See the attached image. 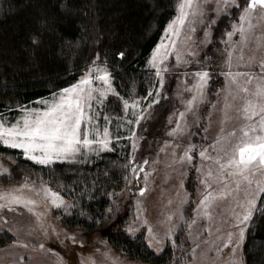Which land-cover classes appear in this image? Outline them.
Wrapping results in <instances>:
<instances>
[{
  "label": "snow or ice",
  "instance_id": "snow-or-ice-1",
  "mask_svg": "<svg viewBox=\"0 0 264 264\" xmlns=\"http://www.w3.org/2000/svg\"><path fill=\"white\" fill-rule=\"evenodd\" d=\"M230 9L238 13L239 22L233 21L230 25L231 30L225 31L224 38H222V43L225 45L222 65L225 69L222 73L225 78V87L220 91L226 94L221 108L223 116L220 131L207 147L189 142L181 149L176 138L188 130L186 113L195 115L198 105L205 102L206 88L211 78L208 69L201 61L195 59L197 53L190 45L195 43L198 27L203 28L201 42H207L221 14L231 18ZM261 22H264V0H177L175 14L165 25L147 58V66L154 71L159 84L151 101H148V97H121L114 87V77L108 67L107 59L101 60L97 53L81 70V74L74 82L50 93L48 97L38 98L37 103L41 107L17 105L21 114L11 119L0 112V146L5 149L20 150L25 158L36 164L51 165L56 161L75 160L77 156L86 157L89 153L98 155L103 150H114L111 148L113 140L121 139L118 134L119 128L127 125L128 138L132 141V160L134 161L138 148L137 140L140 138L137 137L133 126H140L142 120L146 121L151 117L149 110L159 102L165 76L175 71L174 68L169 67L170 58H174L176 65L185 66L184 90L190 93V96L182 101L185 105L184 110L174 113L175 126L168 133L174 139L165 141L161 151L171 147L173 163L191 167L197 173V180L204 188L202 192L197 191L196 195L199 199L195 207L190 209L195 215L191 217L184 215L183 205L188 202L191 195L185 189V196L180 199L177 211L170 212L165 217L166 229L163 239L154 232L151 226H148L147 231L152 237L148 243L152 245L155 242L158 246L168 239L175 245L174 233L181 229L182 224L183 228L188 229V237L192 238L190 259L195 260L201 242L193 238L191 229L199 217L209 222V226L205 228L209 238L202 242L209 244L208 251L214 249L219 255L223 248L232 245V237L235 233L228 232L226 239L218 236L217 240L222 241L219 247L216 246V241L210 240L212 235L210 225L213 221V208L217 200L228 197L235 200L232 227L238 229L239 239H243L245 227L252 220L258 206L261 211H264V199H261L264 196V56H261L258 61L254 51L248 55L246 61L244 56V49L250 48L252 44L256 50L264 46V33L256 34V29ZM237 35L238 40L234 41L233 37ZM33 39L36 38L33 37ZM234 54H237L239 60L244 61L246 70L240 71L239 64L235 66L237 70H234ZM117 55L124 57L123 52ZM189 65H198V67L189 68ZM189 76L193 81L191 85L188 84ZM254 81V88L250 87ZM239 93L244 94L243 102L236 106L234 101ZM109 94H114L120 99L122 110L125 113V116L116 118L120 121L116 125V134H113L109 128L111 119L108 115L103 116L104 126L101 127L99 124L100 110L104 108ZM148 95L153 96L152 90H149ZM217 95L219 96V92ZM145 101H148L146 107L144 106ZM208 103L215 108L214 103L211 101ZM233 108L244 122L239 129L233 128L225 133L223 124L229 119L228 110ZM8 111L11 112L12 109ZM128 116H131V119H128ZM169 122L172 123L171 117H169ZM207 130L204 128L205 133ZM237 131L240 133L239 136H237ZM190 136L191 133H189V139ZM231 137H236L235 143H231ZM202 139L207 141L208 137L204 136ZM224 141H229L227 147L224 146ZM177 149H180L179 153ZM5 155L9 163H15L12 155ZM194 159H198L199 163L194 164ZM156 162L153 161V163ZM205 163L209 166L202 172ZM143 164L148 165L149 161L145 159ZM212 165L215 167L213 168ZM125 167H129L133 175L142 171L139 166L126 165ZM13 171L0 160V174L7 178L12 175ZM153 172H155L154 168L151 172H144L145 184L139 189L141 196L147 190V181ZM180 175L183 176L184 173L181 172ZM179 187L184 188L182 179ZM241 192L244 194L243 200L239 199ZM168 203L171 204L172 201L169 200ZM140 204L141 201L137 200L138 219L141 218ZM72 207L74 205L69 203L60 191L47 183L37 184L28 176H25L23 182L17 185L0 187V210L6 209L8 212H19L21 208L26 210L35 216L36 222L46 237L49 234V228L55 236H59L54 224H50L48 228L44 227L43 218L47 213L52 209L69 213ZM235 208H239L240 211L236 212ZM174 218L180 223H175ZM142 222L145 225L148 224L146 218ZM0 223H7V218L2 214H0ZM134 230L132 227L128 228L129 232ZM216 230L220 231L219 228ZM5 231L9 230L5 229ZM67 238L77 243L75 234H68ZM79 243L82 244L83 241ZM13 245L29 247V243L20 240L18 236H14ZM37 246L40 249L45 248L44 243H38ZM156 250L159 251V247ZM48 251L53 252L54 250L48 249ZM231 251L235 253L236 247H233ZM104 255L107 257L109 253L105 252ZM207 255L208 252L201 253L204 259ZM23 260L24 256L21 255L20 261ZM88 264H97V262L89 258Z\"/></svg>",
  "mask_w": 264,
  "mask_h": 264
},
{
  "label": "trees",
  "instance_id": "trees-1",
  "mask_svg": "<svg viewBox=\"0 0 264 264\" xmlns=\"http://www.w3.org/2000/svg\"><path fill=\"white\" fill-rule=\"evenodd\" d=\"M176 2L0 0V112L16 115L17 105H32L74 82L97 53L101 60L107 59L119 93L130 95L136 89L145 96L150 87L145 78L147 58L175 14ZM231 17L238 20V13L234 11ZM119 52L124 53L123 58ZM5 154L15 159L12 175L2 178H11L2 181L5 185L22 183L28 176L31 181L49 184L74 205L69 213L54 209L64 229L100 232L117 253L132 261L172 264L175 251L170 243L157 253L144 234L131 238L123 231L128 208L118 211L113 201L129 181L127 157L112 152L92 165L42 166L19 150L0 146V157L4 159ZM4 227L0 224V247L13 243L16 236ZM179 239L180 234L175 245ZM243 252L246 264H264V211L260 208L249 226Z\"/></svg>",
  "mask_w": 264,
  "mask_h": 264
},
{
  "label": "rangeland",
  "instance_id": "rangeland-1",
  "mask_svg": "<svg viewBox=\"0 0 264 264\" xmlns=\"http://www.w3.org/2000/svg\"><path fill=\"white\" fill-rule=\"evenodd\" d=\"M229 11L232 16L234 11L232 9ZM233 21L237 23L239 22L238 20L232 19V17L229 18L228 16L221 14L212 28L209 40L207 42H201L203 39V28L198 27L195 43L190 45L197 53L195 59L201 61L208 69L211 78L209 79L206 88L205 102L198 105L195 115L192 113H186L188 130L176 138V142L180 143L181 149L186 147L189 142L207 147L208 143H210L220 131L221 119L223 116L221 108L226 94L225 92L220 91L225 87V78L222 75L225 70L222 66L224 58L223 49L225 48V45L222 43V38H224L225 31L231 30L230 25ZM260 33H264V22H261L256 29V34ZM233 40H238V35L234 36ZM253 51L255 52L257 61L261 56H264V46H262L259 50H256L254 44H252L250 48L244 49L245 61L247 60L248 55H250ZM238 64L240 65V71L246 70L244 67V61L239 60L237 54H234V70H237L235 66ZM169 67L174 68L175 71L169 72L165 76L164 86L160 90L159 102L154 104L149 110L151 112V117L146 121L142 120L140 126H133L136 129L137 137L140 138L137 140L138 148L135 152L134 161L132 160V141L128 138V126L125 125L119 128L118 134L121 139L119 141L113 140L112 142L111 148L114 150H103L100 151L98 155L95 153H89L86 157L77 156L75 160L56 161L53 163H80L82 165H92L103 154L116 152L127 157L131 167L139 166L142 171H140L137 175H133L130 171L127 186H125L124 190L117 195L113 203L114 207L118 211H121V209L123 210L125 207L128 208V221L123 227V231L131 238H136L139 235L144 234L147 243L149 239L152 238L147 231L148 226H151L154 232L158 233L159 237L163 239V234L166 229V224L164 223L165 217L168 213L177 211V205L179 204L180 199L185 196V189L187 190V193L191 195L188 198V202L183 205L184 215L185 217L195 215V213L190 211V209L195 207V204L199 199L196 195L197 191L202 192L204 188V186L198 182L197 173L191 167L188 165L173 163V150L171 147L161 151L165 141L174 139L168 135L170 129L175 126L176 116L174 113L184 110L185 105L182 101L186 100L190 96V93L184 90L185 85L183 83V73L185 66L183 64L176 65L174 58H170ZM188 67L196 68L198 65H189ZM253 70H255V68H253ZM145 72V78L150 87L147 88L148 91L143 97H148V101H151V99L155 96V89L159 87V84L154 71L147 65L145 67ZM192 82L193 81L189 76L188 84L191 85ZM254 86L255 81L250 87L254 88ZM149 90H152L153 96L148 95ZM116 91L119 92L117 89ZM218 92L219 96L217 95ZM119 94L124 98H128L129 96L143 98L138 94L136 89L132 91L130 95L122 93ZM233 95H236V93H233ZM243 97L244 94L239 93L236 96L234 104L236 106L242 104ZM229 99L231 100V97H229ZM148 101L144 102L145 107ZM209 101L215 104V108L211 107L208 103ZM27 107H41V105L36 101L34 104ZM100 111V126H104L103 116L106 114L111 119L109 128L113 134H116V125L120 123V121L116 118L125 116L120 99L114 94H109L105 101L104 108ZM209 113H211V115H209ZM20 114L21 113L19 112L16 115H5L11 119L19 116ZM227 115L229 119L223 124L225 133L231 131L233 128L239 129L240 125L244 121L235 109H229ZM169 117H171L172 123L169 122ZM127 118L131 119V116H128ZM204 128L208 129L206 133ZM189 133H191L190 139ZM239 134V131H237V136H239ZM204 136L208 137L207 141L202 139ZM235 140L236 137L230 138L231 143H235ZM223 144L227 147L229 145V141H224ZM218 147H220V145H218ZM177 152L179 153L180 149H177ZM145 159L149 161L148 165L143 164V160ZM0 160H2L10 168L14 165V163H9L6 157L4 159L0 157ZM153 161L157 162L153 163ZM193 163L198 164L199 160L194 159ZM208 166L209 165L205 163L202 172L206 170ZM212 167L214 168L215 166L212 165ZM153 168L155 169V172L149 176L147 181V190L143 196H141L139 189L145 184L143 179L144 172H151ZM181 172L184 173L183 176L180 175ZM2 178L3 175L0 174V187L13 186L5 185V182H2H10L11 178H8V180ZM181 179L183 180V189L179 187ZM39 183L40 182H37V184ZM28 194L30 195L31 193ZM263 198L264 196L261 197V199ZM239 199H244L243 192L240 193ZM137 200L141 201L140 219L137 218ZM169 200L172 201L171 204L168 203ZM235 203L236 202L232 199V197H228L226 199L217 200L213 208V221L210 225L212 228V235L210 240L216 241V246L219 247L222 241L217 240L218 236H222L223 239H226V234L228 232L235 233L232 237V245L223 248L219 255L216 254L214 249L212 251H208L209 244L202 242L206 238H209L207 232H205V228L209 226V222L199 217L197 218L196 224H194L191 229L193 238L196 239L197 242H201L200 248L197 249L195 260L190 259V249L193 246L192 238L188 237V229L183 228L182 224L181 229L174 233V238L180 234V243L178 245H173L171 240L168 239H165L164 242L158 246L155 242L152 245L148 243V245L157 253L162 252L168 243L174 246L175 254L172 264H246L243 250L248 229L253 218L245 227L243 239H239L238 229L232 227L234 224L232 212ZM258 210L259 206L254 212V215ZM235 211L239 212L240 209L235 208ZM53 212L54 209L47 213V215L43 218V224L46 228H48L50 224H54L59 232L58 237L52 233L51 228H49L48 236H44L40 225L36 222L35 216L22 208L19 212H8L6 209L0 210V214L7 218V223L0 224H4L6 226L4 228L14 232L20 240L29 243L28 248H24L20 245L14 246L13 243L0 247V264H88L89 258L96 260L97 264H144L138 261H132L117 253L100 232L85 233L78 230L68 231L64 229L58 222V219ZM144 218L148 221L147 225L142 222ZM174 222L180 223L175 218ZM129 227H132L135 230L133 232H129ZM217 228L220 229L219 232H217ZM29 232H31V235H29ZM68 234H75L77 243H73L71 239H68ZM238 240L239 243L237 244ZM79 241H83V243L81 244ZM38 243H44L45 248L40 249L37 246ZM157 247H159V251L156 250ZM233 247H236L235 253H232L231 251ZM48 249H53L54 251L49 252ZM105 252L109 253V256L106 257L104 255ZM203 252H208L206 259L201 256V253ZM21 255L24 256V260L22 262L20 261Z\"/></svg>",
  "mask_w": 264,
  "mask_h": 264
}]
</instances>
